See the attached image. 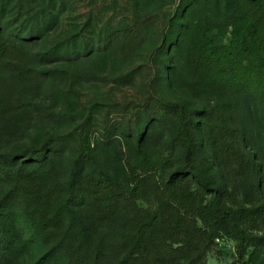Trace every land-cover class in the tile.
Segmentation results:
<instances>
[{"label": "rangeland", "instance_id": "rangeland-1", "mask_svg": "<svg viewBox=\"0 0 264 264\" xmlns=\"http://www.w3.org/2000/svg\"><path fill=\"white\" fill-rule=\"evenodd\" d=\"M257 1L0 0V33L18 42L0 49V154L7 155L0 159V228L19 234L12 239L20 264L63 233L66 247L83 230L88 241L126 242L137 221L156 214L170 179L171 199L151 229L172 247L187 243L179 263L206 244L198 208L213 196L248 210L242 225L264 242L261 87L227 91L196 59L204 36L228 44ZM167 102L180 103L193 120L190 162L208 187L188 171ZM81 131L92 158L81 153ZM73 167L78 199L64 207ZM178 168L183 173L173 175ZM29 220L43 227L40 234ZM68 256L61 249L54 264ZM244 259L264 264V244L251 245ZM199 264L241 263L234 241L219 233Z\"/></svg>", "mask_w": 264, "mask_h": 264}, {"label": "trees", "instance_id": "trees-1", "mask_svg": "<svg viewBox=\"0 0 264 264\" xmlns=\"http://www.w3.org/2000/svg\"><path fill=\"white\" fill-rule=\"evenodd\" d=\"M203 40V47L198 52L196 59L199 64L212 73L217 84L227 91L237 93L253 92L260 86L262 90L261 103L264 105V3L257 1L253 14L234 28L228 44L215 45L207 36H204ZM17 44L18 42L10 44L4 34L0 33L1 52ZM167 106L176 121L174 137L180 142L185 152V160L189 164L188 171L202 186L208 187V181L204 175L190 162V151L194 144L191 128L192 118L180 103L167 102ZM224 132L229 133V130L224 128ZM80 139L82 155L92 158L90 142L88 137L84 136L83 131L80 132ZM137 139L140 140L141 136L139 135ZM6 156V154H0V159ZM75 173L76 168L73 167L67 181V197L63 201L64 207H70V202L78 199L74 189ZM181 173H183V168H178L173 175ZM171 186L170 179L161 191L156 214L148 215L144 220L137 221L128 234L126 242L110 246L102 238L88 241L86 232L83 230L75 244L71 243L66 247L65 241L70 239V236L63 233L47 252L29 264H54L53 259L61 249H66L70 256L60 264H199L209 243L219 233L229 236L234 241L237 260L241 264H245L244 258L248 248L251 245L258 248L259 245L264 244L262 237H253L242 225V216L248 210L244 212L241 207L225 204L220 197L213 196L211 199L201 202L198 208L199 218L208 226L207 237L205 236L206 244L203 247L201 245L195 256L179 263L180 255L186 254L185 245L187 243H183L182 247H172L165 244L164 240L155 238L154 231L151 229L152 220L157 217L156 215H160L162 218V206L171 199L173 192ZM138 189L139 187L134 185L129 191V196L134 197ZM2 206L0 204V207ZM29 228L31 233L36 235L40 234L43 229L34 221L29 222ZM17 235L19 237L12 225L0 228V264H20L18 256L13 253L16 247L13 245L12 237ZM257 240H261V242ZM255 253L252 251L249 254V259Z\"/></svg>", "mask_w": 264, "mask_h": 264}]
</instances>
